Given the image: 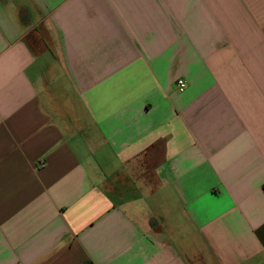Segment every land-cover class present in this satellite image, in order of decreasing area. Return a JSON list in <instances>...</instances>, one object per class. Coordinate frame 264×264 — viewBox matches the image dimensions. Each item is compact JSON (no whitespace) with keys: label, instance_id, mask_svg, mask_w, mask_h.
I'll return each instance as SVG.
<instances>
[{"label":"crops","instance_id":"obj_1","mask_svg":"<svg viewBox=\"0 0 264 264\" xmlns=\"http://www.w3.org/2000/svg\"><path fill=\"white\" fill-rule=\"evenodd\" d=\"M0 264H264V0H0Z\"/></svg>","mask_w":264,"mask_h":264},{"label":"rangeland","instance_id":"obj_2","mask_svg":"<svg viewBox=\"0 0 264 264\" xmlns=\"http://www.w3.org/2000/svg\"><path fill=\"white\" fill-rule=\"evenodd\" d=\"M122 190H123V192H125V193H127V195H129V196H132V197H134V196H136L137 194H138V190H136L134 187L133 188H131V190L130 189H128V191H127V188H123L122 187ZM145 202L146 201H148V200H146V199H143ZM148 205H153V203H152V201H148V202H146ZM155 209V208H154Z\"/></svg>","mask_w":264,"mask_h":264},{"label":"built area","instance_id":"obj_3","mask_svg":"<svg viewBox=\"0 0 264 264\" xmlns=\"http://www.w3.org/2000/svg\"><path fill=\"white\" fill-rule=\"evenodd\" d=\"M185 87H186L185 80L181 78L176 80V88L178 91H183Z\"/></svg>","mask_w":264,"mask_h":264}]
</instances>
